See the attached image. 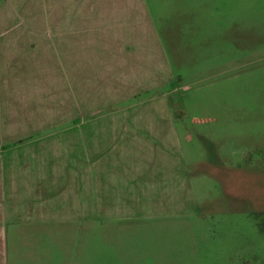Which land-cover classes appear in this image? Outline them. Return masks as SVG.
<instances>
[{"label":"crops","instance_id":"0c3cea01","mask_svg":"<svg viewBox=\"0 0 264 264\" xmlns=\"http://www.w3.org/2000/svg\"><path fill=\"white\" fill-rule=\"evenodd\" d=\"M170 1L0 0V264L166 261L167 226L195 212L194 181H208L191 174L188 131L166 101L154 27ZM175 4L190 36L259 10ZM205 43L190 38V60ZM216 47L201 68L218 67Z\"/></svg>","mask_w":264,"mask_h":264},{"label":"rangeland","instance_id":"374dc122","mask_svg":"<svg viewBox=\"0 0 264 264\" xmlns=\"http://www.w3.org/2000/svg\"><path fill=\"white\" fill-rule=\"evenodd\" d=\"M258 4L250 13L227 12L225 27H196L190 36L175 26L171 0L162 27H154L171 75L168 109L188 131L183 140L190 172L208 178L194 181L195 212L167 226L161 264H264V0ZM200 36L205 56L190 60L196 51L190 38ZM218 41L224 56L216 59L218 67L201 68L218 55ZM251 47L257 55H250Z\"/></svg>","mask_w":264,"mask_h":264}]
</instances>
